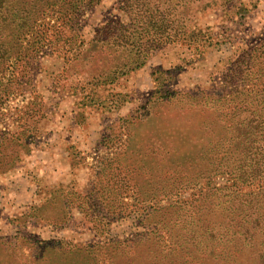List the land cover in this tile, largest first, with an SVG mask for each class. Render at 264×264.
<instances>
[{"label":"rangeland","instance_id":"374dc122","mask_svg":"<svg viewBox=\"0 0 264 264\" xmlns=\"http://www.w3.org/2000/svg\"><path fill=\"white\" fill-rule=\"evenodd\" d=\"M51 1L69 15L0 64V139H20L0 148L19 155L0 172V264H264V171L230 179L264 157V0H140L176 41L139 60L93 41L144 17L134 0Z\"/></svg>","mask_w":264,"mask_h":264},{"label":"trees","instance_id":"16d2710c","mask_svg":"<svg viewBox=\"0 0 264 264\" xmlns=\"http://www.w3.org/2000/svg\"><path fill=\"white\" fill-rule=\"evenodd\" d=\"M95 1L96 3L99 2V0H88V5L85 4H78V6L75 7L76 12L80 13L82 16L87 12L86 10L90 9L92 7L91 3ZM137 1V2H136ZM122 3H124V0H121ZM63 6L59 9H54L53 3L51 0H0V64L1 61L4 59V64L7 63L10 60V56L15 53H10V48L13 46L14 49L18 48V52L20 54L19 48L21 47V43H15L18 41V38L21 36L26 35L35 25H37L38 20L44 18L47 16H53L54 14L58 15V18H64L69 15L68 10L71 8V6H68L67 3L63 2ZM126 4V3H125ZM134 6V8H137L138 13L145 15L144 17L141 16L140 19L132 18L131 21L128 24L121 23L120 20H117L115 25L117 26V32L113 31L110 34H108L107 38H102L101 35L104 34V28L103 26V32L102 34L95 38L93 41L94 43L102 42L109 43V40L114 38V42L123 46L126 49H129L131 53H133L137 60H139L144 54L146 47H151V49H156L157 47L163 45L164 43L174 42L176 41L175 37H171L172 34L167 32L165 36L161 35L162 31L165 30V19L163 17V9L161 8V3L159 2H145L140 0H134L133 5H130V7ZM130 7H128L130 9ZM157 18V19H156ZM67 20L63 21L61 23V29L62 31L65 29L67 25ZM177 20V19H176ZM175 20V21H176ZM189 27V26H188ZM138 31H145L146 34L141 35L138 34ZM167 31V30H165ZM6 32H9L10 35L13 37L12 44L10 41H8ZM161 32V33H160ZM191 33L194 34L193 31ZM98 35V32H97ZM159 35V36H158ZM193 37V36H192ZM191 37V38H192ZM7 38V39H6ZM192 39H190L188 46H192L191 43ZM211 41H209L207 44L204 43L203 46L205 48H208L211 45ZM14 44V45H13ZM15 48V46H17ZM199 44V43H197ZM197 44L195 45V48H197ZM201 46V45H199ZM3 49V50H1ZM13 52V51H12ZM149 54V53H148ZM146 54V55H148ZM145 59V58H144ZM140 63H143L140 62ZM3 66V65H2ZM3 98L2 91H0V100ZM9 136L5 137L3 139H0V148L6 149L4 145L7 144H13L15 146L18 145L19 138H13L15 135L14 133H7ZM260 151H257L258 153ZM242 158L244 159L247 155L242 154ZM260 154H258L255 158L252 159L251 164L249 165V170L244 168V165L242 163L243 159L240 164H238L237 169L233 172H231L230 179H243L244 182H246L249 185H252L254 181H249L251 178H256L258 174H261L264 171V157H260ZM5 158L4 160L2 159ZM19 158V155L17 154V150L11 149L10 152H3V154L0 156V172H5L13 167L16 163V159ZM252 176V177H251ZM251 177V178H250ZM257 191L255 193L260 195L261 197L264 196V183H260L255 190ZM250 191L249 194L252 195L254 192ZM251 203V202H250ZM251 208H258L251 207ZM259 214H263L262 211ZM256 212V213H257Z\"/></svg>","mask_w":264,"mask_h":264}]
</instances>
